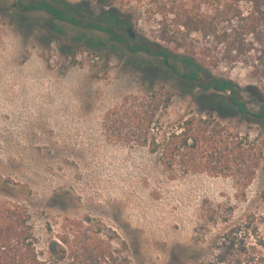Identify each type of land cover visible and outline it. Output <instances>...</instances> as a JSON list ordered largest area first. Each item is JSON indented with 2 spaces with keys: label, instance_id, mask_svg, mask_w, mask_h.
Segmentation results:
<instances>
[{
  "label": "rangeland",
  "instance_id": "374dc122",
  "mask_svg": "<svg viewBox=\"0 0 264 264\" xmlns=\"http://www.w3.org/2000/svg\"><path fill=\"white\" fill-rule=\"evenodd\" d=\"M18 1L0 0V32L18 38L14 55H0V184L32 189L19 187L18 198L30 208L42 246L79 229L72 220L86 216L94 229L126 240L135 264H214L227 236L236 247L254 240L245 236L250 221L264 238V162L247 189L232 177L172 175L127 122L107 117L127 95L147 92L137 63L149 57L98 31L56 20L53 29L47 13H24ZM91 10L100 12L93 4ZM131 18L136 34L148 32ZM69 44L86 49H61ZM222 71L244 88L251 84L240 68ZM159 85L177 90L173 79ZM242 94L257 110L260 100L247 89ZM196 108L177 93L169 112L178 118ZM230 124L264 140L259 124L239 116Z\"/></svg>",
  "mask_w": 264,
  "mask_h": 264
},
{
  "label": "trees",
  "instance_id": "16d2710c",
  "mask_svg": "<svg viewBox=\"0 0 264 264\" xmlns=\"http://www.w3.org/2000/svg\"><path fill=\"white\" fill-rule=\"evenodd\" d=\"M92 4L100 8L98 14ZM132 4L134 14L124 10ZM18 8L47 13L53 29L56 20L98 31L131 54L149 57L145 65L137 63L147 92L127 95L107 117L117 115L123 126L127 122L137 142L172 175L232 177L238 189L254 181L264 162V140L230 121L239 116L264 132V0H19ZM131 15L146 23L147 33L131 36ZM61 49L75 53L86 47ZM224 66L244 70L251 84L244 88L222 71ZM167 79L176 82L177 90L157 87ZM243 89L260 100L257 110L250 108ZM177 93L191 97L197 108L172 118L169 107ZM9 185V180L0 184V264H135L127 241L110 230L94 229L90 216L72 220L79 229L65 230L42 246L34 216L18 198L19 187L32 189ZM245 227V236L254 240L236 247L227 236L214 264H264L258 226L250 221Z\"/></svg>",
  "mask_w": 264,
  "mask_h": 264
},
{
  "label": "clouds",
  "instance_id": "9594fccd",
  "mask_svg": "<svg viewBox=\"0 0 264 264\" xmlns=\"http://www.w3.org/2000/svg\"><path fill=\"white\" fill-rule=\"evenodd\" d=\"M18 38L10 30L0 32V55L5 58L15 54Z\"/></svg>",
  "mask_w": 264,
  "mask_h": 264
},
{
  "label": "water",
  "instance_id": "95a60500",
  "mask_svg": "<svg viewBox=\"0 0 264 264\" xmlns=\"http://www.w3.org/2000/svg\"><path fill=\"white\" fill-rule=\"evenodd\" d=\"M127 30L131 34L132 37H134L136 35V33H135L133 28L129 27Z\"/></svg>",
  "mask_w": 264,
  "mask_h": 264
}]
</instances>
